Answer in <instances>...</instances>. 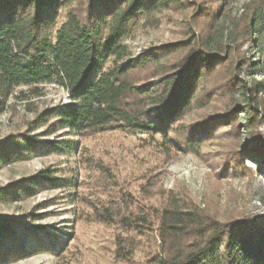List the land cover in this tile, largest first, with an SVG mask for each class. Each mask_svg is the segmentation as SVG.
<instances>
[{
	"label": "trees",
	"instance_id": "trees-1",
	"mask_svg": "<svg viewBox=\"0 0 264 264\" xmlns=\"http://www.w3.org/2000/svg\"><path fill=\"white\" fill-rule=\"evenodd\" d=\"M234 1L0 0V113L22 86L36 91L54 83L67 94L37 112L23 132L0 140V166L76 152L77 141L43 138L57 131L78 140L115 129L153 141L157 135L168 153L198 152L217 132L238 139L243 128L252 146L226 151L223 169L238 173L249 157L264 174V135L257 131L264 125V4L247 0L234 18L228 8ZM164 10L182 16L180 38L132 52L125 42L132 29ZM248 39L253 60L240 50ZM54 172L43 168L0 186V201L74 186ZM151 209L103 207L86 219L119 230L113 253L120 260H130L142 245L143 264H264V216L221 219L172 192ZM37 217L0 216V264L62 250L50 226L33 223Z\"/></svg>",
	"mask_w": 264,
	"mask_h": 264
},
{
	"label": "rangeland",
	"instance_id": "rangeland-1",
	"mask_svg": "<svg viewBox=\"0 0 264 264\" xmlns=\"http://www.w3.org/2000/svg\"><path fill=\"white\" fill-rule=\"evenodd\" d=\"M245 1L235 0L228 5L232 17H238ZM181 17L167 10L156 13L152 21L139 22L125 42L132 52L138 53L175 41L181 36ZM219 22L229 30L227 19L221 17ZM240 50L245 57L255 58L249 39L241 44ZM34 91L22 86L8 99L6 110L0 113V140L23 132L43 108L67 100L66 91L54 83L40 84ZM239 103L242 105L244 101L240 99ZM240 131L238 139L231 134L219 136L217 132L200 145L198 152L171 149L168 153L159 148V136L153 141L147 134L127 130L100 132L79 140L63 131L43 136L77 141L76 152L38 154L0 166V186L43 168L73 179L74 186L46 188L21 200L0 201V216L39 214L33 223L50 226L63 248L58 252L41 250L6 264H143L142 245L130 260L117 259L113 241L119 230L86 217H96L95 212L103 207L114 211L121 207V212L130 209L149 212L151 208H160L169 192L186 196L221 219L241 214L264 216V174L256 171L254 161L245 157L238 173L223 169L226 151L235 146L244 150L252 146L248 131L243 128ZM257 131L264 135V125Z\"/></svg>",
	"mask_w": 264,
	"mask_h": 264
}]
</instances>
